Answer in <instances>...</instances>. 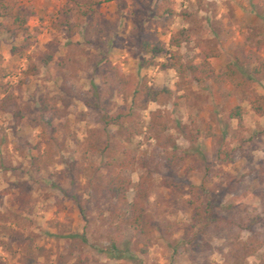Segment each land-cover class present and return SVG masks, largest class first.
<instances>
[{
    "label": "rangeland",
    "instance_id": "rangeland-1",
    "mask_svg": "<svg viewBox=\"0 0 264 264\" xmlns=\"http://www.w3.org/2000/svg\"><path fill=\"white\" fill-rule=\"evenodd\" d=\"M17 2L31 12L28 33L10 39L0 32V99L7 91L15 99L8 110L0 111V264H21L19 252L27 238L64 252L71 236H77L74 239L89 256L87 264H264V115H257L246 99L230 93L229 83L219 88L207 81L195 83L189 92L177 91L175 70L159 64L142 68L137 51V41L147 30L159 34L171 51L175 48L169 44L170 32L189 28L195 38L219 49L220 54L210 59L215 70L236 56L244 60L253 53L264 57V0H172L175 16L166 29L158 27L143 5L101 0L105 18L112 12L120 14L116 30L104 35L105 49L85 44L79 34L74 40L65 27L56 25L62 12L73 7L71 0ZM13 47L17 48L14 52ZM193 51L194 61L200 62L199 50L194 47ZM45 55L52 56L48 65L43 62ZM62 58L79 60L73 73H65L73 86L70 97L75 108L58 122L53 140L45 141L40 136L36 97L40 92L61 94L64 80L51 67ZM156 60L168 62L169 54ZM29 61L38 72L19 86ZM114 64L126 74H146L155 90L173 91L164 105L158 103L159 97L147 99V108L139 116L141 131L126 145L134 153L147 152L161 162L147 203L152 242L146 253L141 252L143 245L134 237V229L119 233L109 224L110 201L84 188L88 161L100 162L97 156L85 155L87 137L116 135L115 127H104L102 117L125 107L110 69ZM255 90L264 96L262 83ZM157 105L169 125L160 134L148 127L149 112ZM236 105L243 108L241 128L228 117ZM14 109L22 111L19 120L13 117ZM179 124L187 125L191 134H183ZM194 135L200 144L197 153L170 168L162 164L159 143L174 137L180 148H188L187 138ZM48 143L53 149L51 162H35ZM223 146L233 151L220 158L218 150ZM131 178L137 181L138 172ZM19 188L24 190L22 195ZM63 189L78 200L84 213L73 198L63 195ZM206 200L213 203V213L195 223L194 206H203ZM235 245L258 249L239 262L229 255ZM65 264H74V258Z\"/></svg>",
    "mask_w": 264,
    "mask_h": 264
},
{
    "label": "trees",
    "instance_id": "trees-1",
    "mask_svg": "<svg viewBox=\"0 0 264 264\" xmlns=\"http://www.w3.org/2000/svg\"><path fill=\"white\" fill-rule=\"evenodd\" d=\"M73 7L66 8L61 14V21L56 24L58 27H65L70 38L75 40V35L82 36L85 44L105 49L107 41L104 35L107 32L116 30L117 21L120 18L118 12H112L109 18H105L100 10L101 0H71ZM119 4L125 6L127 2L135 6H145L148 8V15L154 18L158 27L166 29L175 16L172 7V0H118ZM31 12L18 4L17 0H0V32L8 35L10 39L24 37L28 33L27 21ZM185 17L189 14L184 13ZM156 32L146 31V35L137 41V51L140 54V66L149 68L158 65L162 68H173L179 76L176 83L177 91L184 93L191 91L195 83L212 81L219 88L229 83L230 93H236L247 100L251 109L259 116L264 115V96L255 90L257 84L262 83L264 87V57L258 54H250L246 60L239 56L235 60L227 63L219 70L210 63V59L220 54L219 49L206 43V40L197 39L196 34L189 28L175 29L170 32L169 44L174 50H167L159 40ZM27 39L26 37L24 38ZM186 46L182 51L181 47ZM24 47V46H23ZM199 50L200 62H195L193 48ZM256 47L260 49L257 42ZM17 48L13 47L12 52ZM169 54L168 62H157L156 58L163 54ZM52 56L45 55L43 62L48 65ZM79 60L72 58H62L53 64L52 72L58 73L64 80L61 94L52 96L48 92H40L36 97L37 111L39 113V125L41 128L40 136L46 140H53V134L57 132L58 122L72 113L75 103L70 95H73V86L66 79V71L73 73ZM113 77L118 84V90L122 95L125 107L118 108L115 112H108L103 115L102 123L105 128L115 127L116 135L99 134L90 135L85 143V155L97 156L100 162L97 164L90 159L85 167L84 178L87 185L97 194L98 199L105 198L110 201L108 211V222L119 233L125 228L135 230L134 237L143 245L141 252L146 253L152 242V220L148 214L147 203L151 189L154 184L155 174L159 171L161 162L153 154L147 152L134 153L127 148L132 138L140 133L139 123L140 111L147 108V99H157L159 104H165L172 96L173 91L163 87L155 90L148 85L146 74L137 77L134 74H126L121 66L111 65ZM38 72L37 66L29 61L23 71V77L19 81V86L27 81V78ZM11 105L15 104L12 92L0 99V111L5 112ZM13 117L17 120L22 118L20 109L13 110ZM148 127L150 130L160 134L169 128L164 118V113L157 105L150 110ZM243 108L239 105L234 106L229 112L228 117L236 120L237 125L243 127ZM183 134H191L188 126L179 124ZM198 135V134H197ZM190 142L188 148H180L174 137H170L168 142L159 143L160 161L167 168L177 164L180 160L188 157L190 153H197L200 148L198 136L194 135L187 138ZM233 150L223 146L218 150V157L228 156ZM179 152H181L179 154ZM53 149L51 144L43 150V155L38 154L34 157L35 162L42 161L46 164L51 162ZM138 172L137 181L131 178L132 173ZM68 189H63V195L70 194ZM132 191L131 197L128 193ZM22 195L24 190L19 188ZM20 202V198H16ZM79 211L84 213V207L73 198ZM214 205L210 200H206L203 206H194L192 220L199 223L204 220L205 215H212ZM83 237L82 235H80ZM79 236V237H80ZM72 239L66 243L64 252L54 251L52 248L38 246L33 240L27 238L22 243L19 252L21 264H65L69 259L74 258V264H87L89 256L83 254L79 241L71 236ZM256 246H234L230 250V256L244 261L257 251ZM1 263V262H0ZM200 264H207L203 261Z\"/></svg>",
    "mask_w": 264,
    "mask_h": 264
}]
</instances>
